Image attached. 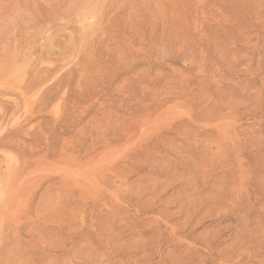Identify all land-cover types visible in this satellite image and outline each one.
I'll return each instance as SVG.
<instances>
[{
	"label": "rangeland",
	"instance_id": "rangeland-1",
	"mask_svg": "<svg viewBox=\"0 0 264 264\" xmlns=\"http://www.w3.org/2000/svg\"><path fill=\"white\" fill-rule=\"evenodd\" d=\"M0 264H264V0H0Z\"/></svg>",
	"mask_w": 264,
	"mask_h": 264
}]
</instances>
